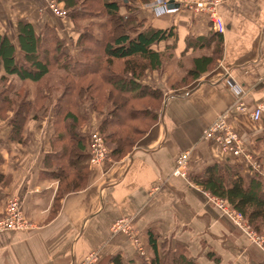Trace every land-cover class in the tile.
Wrapping results in <instances>:
<instances>
[{
    "label": "crops",
    "instance_id": "1",
    "mask_svg": "<svg viewBox=\"0 0 264 264\" xmlns=\"http://www.w3.org/2000/svg\"><path fill=\"white\" fill-rule=\"evenodd\" d=\"M218 12L225 30L216 64L190 84L169 89L158 119L130 151L89 166L87 184L66 192L55 211L58 182L43 163L50 150L49 123L28 120L16 141L9 138L8 121L0 120V217L7 200L18 195L30 223L24 231H0V264H79L91 253L96 254L92 264H110L115 254L124 264H142L150 253L149 231L159 243L184 245L195 264H264L262 249L190 179L214 162L240 163L246 180L254 174L203 135L224 112L247 151L257 155L264 179V114L260 120L250 117L256 106L264 107V0H222ZM145 18L152 28L172 27L166 44L177 57L206 52L187 44L210 30L206 14L179 9L156 14L152 6ZM233 88L241 91V110ZM186 150L187 175H174L175 159ZM121 218L130 219L143 254L131 235L112 230Z\"/></svg>",
    "mask_w": 264,
    "mask_h": 264
},
{
    "label": "trees",
    "instance_id": "2",
    "mask_svg": "<svg viewBox=\"0 0 264 264\" xmlns=\"http://www.w3.org/2000/svg\"><path fill=\"white\" fill-rule=\"evenodd\" d=\"M57 1L68 11L77 30L81 28L80 19L105 18L93 25L89 20L76 38L68 41L48 27L36 31L24 19L16 22L15 42L0 32V118L11 126L10 139L21 141L28 120L42 121L39 115L47 113L48 105L44 103L51 93L43 87L44 77L54 69L63 72L64 90L52 105L50 150L43 159L49 175L58 182L53 211L66 192L87 184L90 131L83 128V122L88 115H101L97 130L113 158L130 151L158 119L163 97L154 84L143 82L142 77L146 70L160 69L165 59L173 56L172 47L166 42L174 35L172 27L155 29L148 26L145 17L139 20L140 4H134L138 0ZM150 1L143 0L144 4ZM208 27L205 36L188 38V47L206 52L191 56L179 83L196 80L219 59L221 34L211 28L210 22ZM72 42L77 56L70 51ZM117 62L121 73L113 70ZM14 77L22 83L18 88L12 83ZM29 82L37 84L33 99H28ZM121 114L123 117L118 119ZM241 169L238 162H214L190 179L203 191L224 199L259 232L264 227V179L254 172L246 180ZM147 244L150 253L142 264H195L178 242L159 243L149 231ZM207 255L214 257L212 252ZM109 263L124 264L120 254L112 255Z\"/></svg>",
    "mask_w": 264,
    "mask_h": 264
},
{
    "label": "rangeland",
    "instance_id": "3",
    "mask_svg": "<svg viewBox=\"0 0 264 264\" xmlns=\"http://www.w3.org/2000/svg\"><path fill=\"white\" fill-rule=\"evenodd\" d=\"M156 1L157 0H151L149 3L144 4L143 0H138V1H136V3H134V4H140V5H138L140 8V10L138 12L139 13L138 14L139 20L143 21L141 19V17H145V13L149 9V7H152V4H155ZM95 10H97V9H95ZM179 10H187V9L179 8ZM188 11H191V10H188ZM122 12H125V9L122 10ZM154 13L157 14V11L154 10ZM159 14H161V13H159ZM104 18H105L104 16L99 17V18L94 17V19L83 18V19H80L79 21H78V19H79L78 18L77 21L79 23V26L81 27V28H79V30L84 29V26H86V24H87V22H89V20L92 21V22H90V24L93 25V23H95L96 20L99 22V21L103 20ZM21 19L30 21L36 31H40V30H43V28L48 27L51 30H53L60 38L65 39L66 41L70 40L71 38L75 39L77 34L79 33V30H77V27H75L71 18H69L68 11L63 7V4L59 3L57 0H0V25H1L0 26V32L6 33L14 42L16 40V38H15V36H16V28H15L16 22L18 20H21ZM143 23H144V26L146 25V23L148 24V19L146 18V23L145 22H143ZM92 28H96V27H92ZM99 32L102 33V31L97 30V33L101 34ZM71 46L72 47H70L71 48L70 51L75 56H77L78 51H77V48H75L73 46V42H72ZM160 47H161V45H160ZM172 54H173L172 57L165 59L164 64L160 69H158V70L157 69L156 70H146L143 77H142L143 82L154 84V86L160 91L162 97H164V95L166 93H168L169 89H179L183 86L190 84V81H188V80H187L188 82H184V83H179V82H180L182 76L184 75L183 69L189 67V65H190L191 56L182 54V55H180V57H177V55L174 53V50H172ZM113 70L121 73L120 63H118V62L115 63V65L113 66ZM62 75H63L62 71L54 69V70H51L50 73L44 77L43 87L46 88L47 91L51 92L50 98H48L47 101L44 103V104L48 105V111L49 112L47 111L48 114L46 113L44 115L40 114L39 116L41 118H39V119H42L43 122H44V120H45V122L47 121V123H49V125H50V117L52 114V112H51L52 105L56 101V98L60 94H62V91L64 90V84L61 82ZM12 83H14L15 87H17V88L20 87L22 84L17 77L13 78ZM27 85L28 86H26V87L29 89L28 99H33V97L35 95V90L37 88V84L33 83V82H29V83H27ZM171 86H173V87H171ZM85 109L88 110V108L86 106H85ZM40 113H41V111H40ZM11 114H12L11 112L8 113V115H10V116H11ZM99 116L101 117V115H98L96 113H94L93 115H88L87 119L83 122V128L85 130H88V132L90 131V135H89L90 137L89 138H91V135L96 133V132L99 134V132L97 130V125L100 121ZM122 117H123V114H121L118 117V119H121ZM0 120H3V119L0 118ZM34 121H39V120H34ZM25 124H24V127H25ZM227 124H228V120H227ZM101 141H102V144L105 148L106 155H108V148L106 147V144H105L102 136H101ZM89 144H90V142H89ZM88 152H89V154H91L90 145L88 148ZM254 153L255 152L252 151L251 154H252L254 160H256V162H258V164L260 166V162L258 161V157ZM88 164H89V166L95 165V164L91 163L90 157H89ZM96 164H98V163H96ZM187 165H188V163H187ZM186 171H187V167H186ZM186 175H187V173H186ZM186 175L182 176V177H186ZM204 193H205V197L210 202V204H212L214 207L217 208V206L212 201H210L211 200L210 198L214 195H212L206 191H204ZM215 197H217V196H215ZM218 199H222V198L218 197ZM222 200H224V199H222ZM224 202H225V204H227V202L225 200H224ZM227 205L229 208H232V207H230L229 204H227ZM218 210L221 212L220 209H218ZM233 210H235V209H233ZM222 214L227 217L226 214H224V213H222ZM227 218L229 219V217H227ZM242 220L248 226V233L243 231L239 227H237L231 220L230 221L253 244H255L259 248H261L263 251V254H264V227H262L261 231L258 232L256 230H254L252 228V226L249 225V223L247 222V220L243 216H242ZM137 244H138V241H137ZM212 259L214 260V257ZM214 261H216V260H214ZM98 264H105V262L103 261V262H100Z\"/></svg>",
    "mask_w": 264,
    "mask_h": 264
},
{
    "label": "built area",
    "instance_id": "4",
    "mask_svg": "<svg viewBox=\"0 0 264 264\" xmlns=\"http://www.w3.org/2000/svg\"><path fill=\"white\" fill-rule=\"evenodd\" d=\"M222 0H157L155 4H152L153 9L157 13L172 12L179 8H185L191 10L195 14L204 13L207 15L211 27L214 31L222 34L225 30L224 22L218 12V5ZM168 4H177V7L168 8ZM233 92L236 96V108L243 109V102L241 100V91L237 88H233ZM262 114H264V107L261 105L256 106L250 113V117L253 120H260ZM228 113L224 112L219 114L216 119L204 130V137L211 138L212 141L218 146L219 150L228 155L241 160L245 167L249 168L252 172L263 174L258 162L254 160L251 152L247 151L245 144L237 136V134L227 124ZM90 161L92 164L99 163L105 156V148L101 141V136L96 132L91 135L90 138ZM189 151H182L175 159V167L173 170L174 175L185 176L186 167L188 163ZM218 209L240 229L248 233V226L242 220V216L239 212L229 208L225 204L224 200L218 199V197L212 196L210 198ZM30 228V223L25 218L22 211V200L18 195H12L6 202L3 215L0 217V231H24ZM114 232L122 231L133 237L134 243L141 254L143 251L137 244V239L132 234L129 218H121L114 222L112 226ZM252 233V232H251ZM250 235V234H249ZM96 260V254H89L83 262L79 264H92Z\"/></svg>",
    "mask_w": 264,
    "mask_h": 264
},
{
    "label": "water",
    "instance_id": "5",
    "mask_svg": "<svg viewBox=\"0 0 264 264\" xmlns=\"http://www.w3.org/2000/svg\"><path fill=\"white\" fill-rule=\"evenodd\" d=\"M178 5L177 4H168V8H172V7H177Z\"/></svg>",
    "mask_w": 264,
    "mask_h": 264
}]
</instances>
